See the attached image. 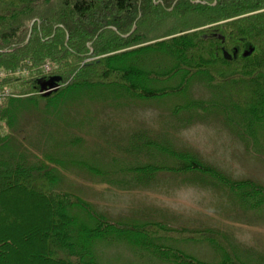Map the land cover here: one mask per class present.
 <instances>
[{
    "label": "trees",
    "instance_id": "trees-1",
    "mask_svg": "<svg viewBox=\"0 0 264 264\" xmlns=\"http://www.w3.org/2000/svg\"><path fill=\"white\" fill-rule=\"evenodd\" d=\"M48 61L51 73L42 69ZM0 70L30 73L7 80L17 97L0 105V264L25 255L31 264H108L97 248L115 243L166 264H248L233 246H219L218 232L112 221L62 190L61 159L41 158L16 138L24 100L36 105L37 96L48 107L100 91L116 104L175 100V124L215 113L244 138L264 144V0H0ZM54 78L58 89L46 96ZM194 84L215 99L194 100ZM148 133L135 131L126 146L130 157L153 159L128 169L135 185L160 172L183 174L226 189L247 210L264 206L263 185L234 180ZM178 239L207 242L223 252V261L195 258L176 247Z\"/></svg>",
    "mask_w": 264,
    "mask_h": 264
},
{
    "label": "rangeland",
    "instance_id": "rangeland-1",
    "mask_svg": "<svg viewBox=\"0 0 264 264\" xmlns=\"http://www.w3.org/2000/svg\"><path fill=\"white\" fill-rule=\"evenodd\" d=\"M194 85V100L215 99L202 84ZM34 100L36 105L30 100L22 102L17 125L21 132L16 139L41 158L62 160L63 191L89 201L114 222H161L181 233L186 229L218 232L221 248L228 243L244 262L264 264V206L247 210L226 189L193 182L183 174L160 172L153 180L135 185L128 169L145 166L153 159L147 154L130 157L127 150L132 148H126L135 131L146 130L178 150L191 151L234 180L251 179L264 186V144L244 138L215 113L190 124H175L171 120L175 100L116 104L110 94L100 91L48 107L45 99L35 96ZM188 115L181 118L188 119ZM26 207L16 209L24 213ZM178 241L176 247L195 258L209 263L223 261V252L207 242ZM97 251L99 259L108 264H166L126 243L102 245ZM10 262L31 264V259L25 255L17 263L14 259Z\"/></svg>",
    "mask_w": 264,
    "mask_h": 264
},
{
    "label": "built area",
    "instance_id": "built-area-1",
    "mask_svg": "<svg viewBox=\"0 0 264 264\" xmlns=\"http://www.w3.org/2000/svg\"><path fill=\"white\" fill-rule=\"evenodd\" d=\"M42 69L46 73H51L53 70V64L51 62H46ZM28 71L19 70L16 72H6L4 70H0V105L7 100L10 97H17L15 93L12 92V89L9 86H5L7 83V80H9L11 77H17V76H29Z\"/></svg>",
    "mask_w": 264,
    "mask_h": 264
},
{
    "label": "water",
    "instance_id": "water-1",
    "mask_svg": "<svg viewBox=\"0 0 264 264\" xmlns=\"http://www.w3.org/2000/svg\"><path fill=\"white\" fill-rule=\"evenodd\" d=\"M225 58L226 60H232V56H230L228 53H225ZM58 82H60V79L59 78H54L52 81H50V85L48 88H46L47 90L50 89L51 91L45 93L46 96L50 95L52 92L56 91L57 88L55 84H57Z\"/></svg>",
    "mask_w": 264,
    "mask_h": 264
}]
</instances>
